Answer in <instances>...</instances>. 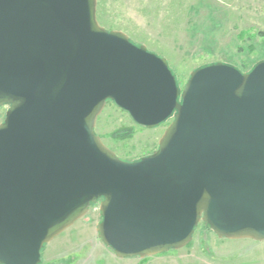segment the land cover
<instances>
[{"label":"water","instance_id":"1","mask_svg":"<svg viewBox=\"0 0 264 264\" xmlns=\"http://www.w3.org/2000/svg\"><path fill=\"white\" fill-rule=\"evenodd\" d=\"M97 0H0V264L41 249L92 204L123 258L187 246L203 223L264 242V61L190 72L96 18ZM107 102L137 125L171 120L157 152L120 159L95 133Z\"/></svg>","mask_w":264,"mask_h":264},{"label":"rangeland","instance_id":"2","mask_svg":"<svg viewBox=\"0 0 264 264\" xmlns=\"http://www.w3.org/2000/svg\"><path fill=\"white\" fill-rule=\"evenodd\" d=\"M96 18L135 45L165 58L181 89L191 71L222 62L241 72L264 61V0H97ZM6 108L0 109V122ZM171 120L154 128L133 122L107 102L95 133L120 159L157 152ZM98 204L45 245L40 264H264V242L221 239L200 223L191 242L178 250L146 258H117L99 240Z\"/></svg>","mask_w":264,"mask_h":264},{"label":"flooded vegetation","instance_id":"3","mask_svg":"<svg viewBox=\"0 0 264 264\" xmlns=\"http://www.w3.org/2000/svg\"><path fill=\"white\" fill-rule=\"evenodd\" d=\"M2 108H6V110H5L4 113H3V117H2L1 122H2V121L4 120V118H5V114H6L7 110H8V106H7V105H4V106L0 107V109H2ZM1 122H0V123H1Z\"/></svg>","mask_w":264,"mask_h":264},{"label":"trees","instance_id":"4","mask_svg":"<svg viewBox=\"0 0 264 264\" xmlns=\"http://www.w3.org/2000/svg\"><path fill=\"white\" fill-rule=\"evenodd\" d=\"M172 73H173V72H172ZM148 156H150V155H148ZM141 158H142V157H141ZM136 160H138V159L131 160V161H136ZM203 225L206 227L207 230H210V229L208 228L207 225H205V224H203ZM210 231H211V230H210ZM44 248H45V246L42 247V249H41V253H42V251H43Z\"/></svg>","mask_w":264,"mask_h":264}]
</instances>
